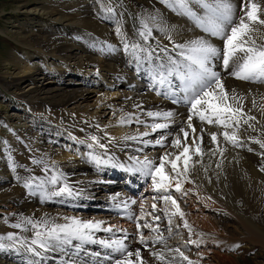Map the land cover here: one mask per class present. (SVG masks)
I'll list each match as a JSON object with an SVG mask.
<instances>
[{"label":"bare ground","instance_id":"obj_1","mask_svg":"<svg viewBox=\"0 0 264 264\" xmlns=\"http://www.w3.org/2000/svg\"><path fill=\"white\" fill-rule=\"evenodd\" d=\"M253 2L264 9V0ZM19 3L16 10L22 18L0 27V32H8L24 46V49L10 53L5 60V70L0 71V103L3 98L10 104L12 97L16 99V107L10 109L8 116H3L10 122L11 132L4 134L0 129L5 138L0 144V235L14 232L30 236L23 227H13L20 216H47L58 223H64L65 218L70 217L101 221L102 228L111 226L117 231H97V238L122 239L119 230H126L129 249L134 252L140 248L141 257L147 264H188L175 249L195 264H209L216 254L209 258L211 250L207 246L216 239L247 238L264 244L262 228L250 222V211V220L245 213V207H250L249 202L254 201L252 205L258 207L264 196V171H261L264 149L249 139L264 140V83L235 78L221 68L220 60L212 61L213 70L221 73L224 87L229 91L234 89L238 96L244 97L245 112L256 117L252 121L255 131L244 125L238 134L245 146L234 147L224 140L222 125L202 123L193 118L197 132L202 127L205 130L204 155L202 159L192 157L189 172L180 177L181 192H176L174 187L169 189L183 213V216L179 213L171 216V235L167 231L168 218L176 212V206L159 199L160 193L153 190L149 176L128 170L132 157L141 160L148 157L158 165L163 153H172L167 159L175 160L181 151L170 144L179 127L185 126L189 105L183 100L182 83L175 78L169 85L153 88L151 74L161 63L156 59L161 55L158 46L168 49L164 55L182 60L173 52L174 44L203 36L222 48L221 38L203 32L164 0H20ZM233 3L238 7L241 0H233ZM107 7H114L115 11L109 13L105 10ZM148 14L156 16L159 24L147 41L157 51L151 61H144L138 67L137 57L126 50L124 44L141 42L136 36L135 25L141 16L147 18ZM239 15L238 11L237 17ZM117 20L127 40L116 34ZM251 39L264 44V26L251 33ZM7 64L12 67L7 68ZM158 91L166 94L158 95ZM172 91L179 93L180 104L169 102L168 94ZM136 104L142 105V110L133 107ZM147 111L174 113L175 123L168 129L143 137L154 141L159 135L170 133L165 146L144 145L140 139H123L151 133V128L145 126L153 123L152 118L144 114ZM129 113L144 120L145 124L119 123L120 117ZM207 114L211 116V113ZM18 123V127L15 126ZM211 132L218 135V147L210 141L207 133ZM93 135L98 136L107 148L95 145L90 139ZM89 144L93 147L89 148ZM188 144L195 148L191 137ZM212 148L216 149L215 156L209 153ZM220 149H224L222 155ZM90 152L108 163L96 165L91 162L88 159ZM35 160H43L44 164L37 165L33 163ZM44 165H47V172L42 171ZM177 165V170L182 171L183 160L177 161ZM60 171L80 193L77 197L42 199V193L31 192L22 180L17 179L47 178ZM164 171L168 176L175 175L170 163L165 164ZM172 183L174 185L175 181ZM238 196L240 201L246 202L245 207L234 201L233 198L236 200ZM132 200L137 203L131 204ZM122 201H129L127 207L132 213L122 217L113 215L109 207L123 206ZM154 203L155 211L152 209ZM153 214L160 216V232L143 227L141 232L145 238L152 237L153 240L159 235L162 242H150L145 247L139 244V236L133 235L137 231L136 221L127 217H140L141 225L147 220L155 228L157 222L152 219ZM185 221L191 231L184 227ZM189 239L198 243H187ZM84 249L78 258L79 264H109L107 249L96 244L85 245ZM153 252L162 253L166 260H158ZM111 255L113 259L118 258L116 253ZM31 259V254L24 252L0 251V264H30ZM131 259L134 264H140L134 255ZM221 261L219 258L218 264H223ZM42 264H62L60 253H47Z\"/></svg>","mask_w":264,"mask_h":264},{"label":"snow or ice","instance_id":"obj_2","mask_svg":"<svg viewBox=\"0 0 264 264\" xmlns=\"http://www.w3.org/2000/svg\"><path fill=\"white\" fill-rule=\"evenodd\" d=\"M164 2L178 14L189 18L203 32L213 37H219L223 41L222 48L213 45L203 36L196 37L182 44H174L173 52L178 53V57H182V60L164 55L168 52V49L158 46L161 55L157 56L156 59L160 60L161 63L153 70V88L169 85L170 81L175 78L182 83L184 90L183 100L189 105L187 121L184 122L185 126L179 127L177 135L171 139L170 144L173 149H181V151L175 160L167 159L171 157L172 153H163L159 157L158 165L148 157H144L143 160L138 157H132L130 160L131 167L128 170L143 172L145 176H149L152 180L153 190L160 193L159 199L165 203L171 202L172 205L176 206V212L171 213L168 218L167 231L171 235V216L177 213L183 216V213L180 212L177 200L170 194L169 189L174 187L176 192H181L180 177L189 172L192 157L198 156L202 159L204 155L205 130L202 127L198 133L192 123L193 118H197L202 123L206 121L208 124L222 125L225 129L222 132L224 140L231 143L234 147L245 146L244 141L238 134V131L244 125L255 131L252 121H255L256 117L249 116L245 112L244 97L238 96L234 89L229 91L224 87L221 73L213 70L212 61L214 59L220 60L222 62L221 68L235 78L264 83V44H257L255 40L251 39V33L259 31V27L264 26V18H261L264 9H261L260 4L253 2V0H241L238 7L234 5L233 0H164ZM105 10L112 13L115 8L107 7ZM238 11L240 15L237 17ZM115 22L117 24L116 34L127 40V36L122 32V26L119 21ZM135 27L136 36L140 37L141 42L125 43L124 47L134 57H137L136 62L139 67L140 63L151 61L153 54L157 51V49H152L151 45L147 44V41L152 36L153 28L159 27V24L156 16L148 14L147 18L141 16ZM157 94H166V92L158 91ZM133 107L142 110V105L136 104ZM253 107H256L255 100L253 101ZM207 113H211V116ZM144 114L153 120L150 125H145L151 128V133L144 132L138 134V136H125L123 139H140V142L144 145L165 146L171 135L170 133L168 135L161 134L154 141L145 140L143 137L156 133L158 130L168 129L170 124L175 123L172 119L174 113L171 111H147ZM157 120L165 122H156ZM119 123L145 124V121L135 114L129 113L121 116ZM187 129L191 131L189 132ZM228 129H232V131ZM181 133L182 136L180 135ZM207 134L210 136L211 143L218 147L217 133L211 132ZM105 136H107V133H105ZM190 137L192 145H195L194 149L188 144ZM90 139L101 149L107 148L106 144L100 142L98 136L93 135ZM249 139L257 143L261 149H264V140H256L254 137H249ZM88 147L92 148L93 144H89ZM248 150L252 151L251 148ZM223 151L224 149H220L221 155ZM209 153L215 156L216 149H209ZM261 155L264 157V152ZM88 159L96 165L108 163V161L102 160L97 154L92 152L89 153ZM181 159L183 160V170L178 171L177 161ZM33 163L37 165L44 164L43 160H35ZM166 163L171 164V171L175 174L174 176L165 174L164 167ZM196 163H199V161H196ZM42 171L47 172V165H44ZM261 171H264V168H261ZM17 179L22 180L24 186L30 189L31 192L42 193V199H46L49 196L72 197L80 194L74 189L73 185L68 183L67 176L62 171L47 178L29 176L26 179L21 177H17ZM172 181H175L174 185ZM56 185H60V187L55 188L54 186ZM128 203L129 201L121 202L125 208H127ZM130 203L135 204L137 202L132 200ZM117 207H120V205H117ZM140 207L141 211H143V204ZM152 209L156 210L155 203L152 205ZM127 218L136 221L137 231L133 235L139 236V244L147 247L150 242H162V237L159 235L153 240L152 237L145 238L141 232V227H143L159 233V215H152V219L157 222L155 228H152V225L147 220H144L143 225H141L140 221L142 218L140 217L128 216ZM102 223L101 221H82L76 217L65 218L64 223H58L56 219L47 216L41 218L20 216V219L13 224V227L16 229L23 227L31 235H20L14 232L0 235V251L7 249L31 254L30 264H38V261L42 264L47 253H60L62 264H79L78 258L81 252L85 250L84 246L96 244L108 250L107 258L109 264H134L131 259L133 255L140 264H147L141 257L140 248H136L134 252L129 249L126 230H119L123 235L122 239L109 238L105 240L97 238L95 235L97 231L109 233L117 231L111 226L102 228ZM184 227L189 228V231H191L187 221L184 222ZM187 243L198 242L189 239ZM174 251L178 252L183 260L188 261V264H195L179 249ZM111 253L118 254V258L113 259ZM95 255L99 256L100 253H95ZM152 255L160 261L166 260L162 253L153 252Z\"/></svg>","mask_w":264,"mask_h":264},{"label":"rangeland","instance_id":"obj_3","mask_svg":"<svg viewBox=\"0 0 264 264\" xmlns=\"http://www.w3.org/2000/svg\"><path fill=\"white\" fill-rule=\"evenodd\" d=\"M20 0H0V27L9 26L11 21H14L18 18H22V14L16 10V7L20 4ZM24 46L17 42L16 39L12 38L8 32H0V71H4L6 66L5 60L9 57L10 53L12 54L13 50H22ZM11 64H7V68H11ZM3 68V69H2ZM0 103V129L4 132V134H9L11 132L10 122L5 120V117L8 116L10 109H14L16 107V99L12 97L10 100L11 104L8 100H5ZM19 123L15 126L18 127ZM1 142H5V138L0 133V144ZM74 147V145H72ZM123 180V179H121ZM228 186V185H227ZM230 186V184H229ZM228 186V187H229ZM121 188V186H119ZM231 188V186L229 187ZM238 195V194H237ZM236 195V196H237ZM235 196V197H236ZM240 196L234 201L236 204H239L241 207L246 206V202L240 201ZM260 204L258 207L256 205H252L254 201L249 202L248 206L245 207L246 217L250 220V222L255 225L260 226L262 229V233L264 232V196L262 200H260ZM245 205V206H244ZM252 205V206H251ZM256 206V207H254ZM261 208L259 209V207ZM254 207V208H253ZM258 208V209H256ZM256 209V210H255ZM248 212H247V211ZM252 210V212H251ZM258 210V211H257ZM249 211L251 217L249 215ZM259 216V217H258ZM255 218V219H254ZM254 221V222H253ZM253 225V226H255ZM252 231V229H251ZM253 232V231H252ZM264 234V233H263ZM209 250V258L214 256V259L209 260V264H218V259H222L223 264H264V244L259 242H254L251 239H216L215 243H212L207 246Z\"/></svg>","mask_w":264,"mask_h":264}]
</instances>
